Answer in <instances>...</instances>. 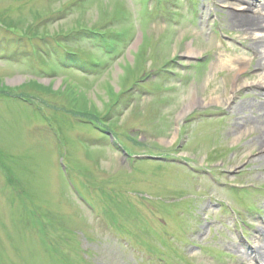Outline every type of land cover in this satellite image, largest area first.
I'll list each match as a JSON object with an SVG mask.
<instances>
[{"label":"rangeland","instance_id":"obj_1","mask_svg":"<svg viewBox=\"0 0 264 264\" xmlns=\"http://www.w3.org/2000/svg\"><path fill=\"white\" fill-rule=\"evenodd\" d=\"M215 1L0 0V264L249 259L264 89Z\"/></svg>","mask_w":264,"mask_h":264},{"label":"bare ground","instance_id":"obj_2","mask_svg":"<svg viewBox=\"0 0 264 264\" xmlns=\"http://www.w3.org/2000/svg\"><path fill=\"white\" fill-rule=\"evenodd\" d=\"M223 2V0H216L215 2ZM228 2L226 5L230 9V23L234 26L239 32H242L244 35L247 36V39L250 41L249 47L250 50L253 52L254 57L250 58L248 62H255L256 68L260 71L257 80L246 84L251 88H255L257 94H262L261 89H264V0L258 3V0H225ZM240 2V4L236 3ZM251 12L252 14H248ZM196 53L193 51H188V56H193ZM246 59L243 57L229 59L224 61L223 55L218 56V63L216 64L217 68H224L228 67L231 69L237 70V75L245 74L246 70L243 68V64L245 63ZM256 60V61H255ZM238 62L240 65L234 66V63ZM219 64V65H218ZM242 65V66H241ZM236 89V87H234ZM264 91V90H263ZM264 95V94H263ZM228 103L231 101L232 98H227ZM212 103H221L222 99L219 97L212 99ZM201 104V103H200ZM186 110L183 111L182 115L179 116L182 118L183 116L186 117ZM246 124V123H245ZM238 128H241V125H238ZM262 142H260L261 144ZM259 144V142H257ZM262 145V144H261ZM264 147V146H263ZM256 156H261L258 154ZM259 231L256 237V244L254 247H251V254L249 259L240 258L243 264H264V226H259ZM235 248L234 245H232ZM235 249H238L237 247Z\"/></svg>","mask_w":264,"mask_h":264},{"label":"trees","instance_id":"obj_3","mask_svg":"<svg viewBox=\"0 0 264 264\" xmlns=\"http://www.w3.org/2000/svg\"><path fill=\"white\" fill-rule=\"evenodd\" d=\"M31 29H34V27L33 28H31ZM37 32V31H36ZM35 36V35H34ZM70 50H67V52H69ZM70 53H72V51H70Z\"/></svg>","mask_w":264,"mask_h":264}]
</instances>
